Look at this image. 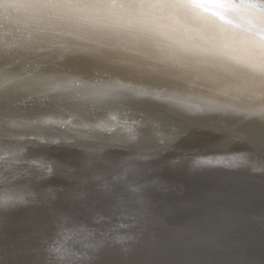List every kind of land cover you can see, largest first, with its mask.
<instances>
[{
  "label": "bare ground",
  "instance_id": "6f19581e",
  "mask_svg": "<svg viewBox=\"0 0 264 264\" xmlns=\"http://www.w3.org/2000/svg\"><path fill=\"white\" fill-rule=\"evenodd\" d=\"M73 40L122 62L56 59ZM261 92L264 0H0V259L264 264V172L220 147L259 136Z\"/></svg>",
  "mask_w": 264,
  "mask_h": 264
},
{
  "label": "snow or ice",
  "instance_id": "6c2138e0",
  "mask_svg": "<svg viewBox=\"0 0 264 264\" xmlns=\"http://www.w3.org/2000/svg\"><path fill=\"white\" fill-rule=\"evenodd\" d=\"M75 7H117V5H91V6L76 5ZM120 7H123V5H121ZM45 23L53 29V33H52L53 39H55L57 36H63L65 34H68L65 31V26L63 25L62 22L45 21ZM43 43H44L43 40L37 38L36 41H34L32 44L27 46V48L25 50L26 53L27 54H33L35 52L42 51L43 50L42 49ZM105 47L106 46L100 41H96L90 45H83V44H80L78 41L73 40V41L67 42L65 45L60 46V51L57 54L56 59L62 58V59L69 61V62L72 61L73 59H76V58L93 60V61L94 60H103L107 64H115L118 62H122V61L116 60L115 58H113L112 56L107 54L105 52ZM47 59L53 60V57L49 56V57H47ZM2 62H7L6 58H4ZM219 87L225 93H227L228 85L221 83L219 85ZM41 96L46 97V94L44 92H40L37 94V96H34L33 99L37 103H39L40 102L39 97H41ZM259 99H260L261 103H264V92H261L259 94ZM0 110H2L4 116L7 117L9 109L7 107L0 106ZM146 123L151 124V121H147ZM202 126L211 127L210 124H204ZM244 139H248V143L250 144L249 150H250L251 156L253 158V168L259 169L261 172H264V122L261 123V131H260V134L258 137L246 138L244 135H242L238 132L229 131L227 133V135L225 136V139L222 142V144L220 145V147L226 148L231 143H234L235 141H239V140H244ZM160 142L164 143L165 140L161 139ZM4 188H5V192H4V200H3L2 204L9 205L10 203H12V198H11V196H12V193H11L12 185H11L10 180H8V179L5 180ZM105 192L106 193L111 192V186L107 182H105ZM73 196H74V199L83 200L86 197V194L85 193H76V194H73ZM20 199H23V197L21 196ZM116 209L118 211H120L121 214H125V212H126V209H124L119 204L116 205ZM100 219H103V217H100ZM71 220H72V218L67 217V216L63 217V218H57L56 225L58 227H63L67 224H70ZM0 264H12V262L8 261V260L0 259ZM49 264H67V262L62 260V259H56V260L49 261ZM72 264H73V262H72Z\"/></svg>",
  "mask_w": 264,
  "mask_h": 264
},
{
  "label": "water",
  "instance_id": "95a60500",
  "mask_svg": "<svg viewBox=\"0 0 264 264\" xmlns=\"http://www.w3.org/2000/svg\"><path fill=\"white\" fill-rule=\"evenodd\" d=\"M59 154V153H58ZM179 177H181L182 178V180L183 179H186L187 181H190V182H188V183H190V185H196V184H201V182H204L202 179H201V176H198V175H196V176H188V175H186V173H183V174H181V175H179V172H178V174H177ZM209 179H212L211 177H209ZM171 180H173L174 182H176L175 180H177V179H171ZM261 181V180H260ZM262 183H264V181H261ZM247 183H249V184H251V182H247ZM203 184V183H202ZM252 188H254L253 186H251ZM242 189H244L245 190V187L243 186V187H241ZM124 193V192H123Z\"/></svg>",
  "mask_w": 264,
  "mask_h": 264
},
{
  "label": "clouds",
  "instance_id": "9594fccd",
  "mask_svg": "<svg viewBox=\"0 0 264 264\" xmlns=\"http://www.w3.org/2000/svg\"><path fill=\"white\" fill-rule=\"evenodd\" d=\"M8 207L9 205L0 204V212L8 210ZM64 261H66L67 264H72V261L70 259H64Z\"/></svg>",
  "mask_w": 264,
  "mask_h": 264
}]
</instances>
